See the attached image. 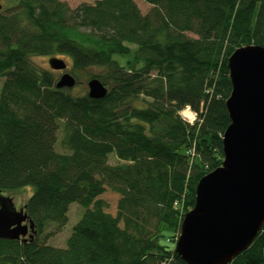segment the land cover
<instances>
[{
    "label": "trees",
    "instance_id": "obj_1",
    "mask_svg": "<svg viewBox=\"0 0 264 264\" xmlns=\"http://www.w3.org/2000/svg\"><path fill=\"white\" fill-rule=\"evenodd\" d=\"M4 1L0 190L33 187L24 207L36 233L0 239V264H187L176 237L199 180L222 164L228 60L264 46V0H144L146 14L136 0ZM48 55L68 56L73 73L97 68L107 95L57 88L32 59ZM108 188L116 214L101 198ZM72 202L84 214L53 246ZM229 264H264V225Z\"/></svg>",
    "mask_w": 264,
    "mask_h": 264
},
{
    "label": "water",
    "instance_id": "obj_2",
    "mask_svg": "<svg viewBox=\"0 0 264 264\" xmlns=\"http://www.w3.org/2000/svg\"><path fill=\"white\" fill-rule=\"evenodd\" d=\"M1 9V5H0ZM62 71L57 88H73L67 62L49 58ZM232 90L226 100L230 124L222 137L223 161L196 187L192 209L181 223L176 253L187 264H229L254 241L264 225V46L237 48L228 60ZM88 95L103 98L108 89L88 80ZM34 222L23 206L0 190V239L33 237Z\"/></svg>",
    "mask_w": 264,
    "mask_h": 264
},
{
    "label": "rangeland",
    "instance_id": "obj_3",
    "mask_svg": "<svg viewBox=\"0 0 264 264\" xmlns=\"http://www.w3.org/2000/svg\"><path fill=\"white\" fill-rule=\"evenodd\" d=\"M62 1L67 2L69 4V6L72 8H75L82 3L93 4L95 2V0H62ZM136 3L139 6V8L143 14L148 13L152 8V5L145 2L144 0H136ZM6 4H7L6 1L0 0L1 9H4L6 7ZM52 56H56L58 58L64 59L67 62V66H68L67 71L71 72V74L80 81V83H78V85H75V87L72 88L73 92L76 94L88 93V91H89L88 80H90L91 78H95V77H92V75L97 73L98 69L97 68H91L89 70L73 73L71 71V60L68 56H65V55L35 56L32 59L38 66H40L42 68H46V69L48 68V69L54 71L56 78H59L60 75L62 74V71L53 70L49 65V58H51ZM117 58L122 63L125 62V58H119V57H117ZM2 82H3V78H0V88H1ZM184 116H186L187 119H193L195 114H193L189 110H186L184 113ZM61 138H62V130H60V132H59V139H58V143H57V150L62 152L64 149L60 146ZM109 162L111 164H116L120 161H118L116 154L112 153L109 155ZM3 194L8 196V197H11L16 208L20 209L24 206V204L27 202V200L33 194V187L28 186V187H24V188L17 189V190H7V191H4ZM101 198H103L107 202V204H108L107 210L112 214H116L117 202L119 199V195L114 193L113 191H111L108 188L106 190V192L101 196ZM84 211H85L84 207H82L77 202H72L70 204L69 211H68V222H67V224L64 227H62L59 232L52 235L48 239V243L53 245V246H57V247H65L66 246V240H67L68 236L71 234L73 227L82 218ZM54 229H55V225L51 224L48 227L47 231H53ZM178 236H179V233L177 234L176 241L178 239Z\"/></svg>",
    "mask_w": 264,
    "mask_h": 264
},
{
    "label": "built area",
    "instance_id": "obj_4",
    "mask_svg": "<svg viewBox=\"0 0 264 264\" xmlns=\"http://www.w3.org/2000/svg\"><path fill=\"white\" fill-rule=\"evenodd\" d=\"M186 110H189L190 112H192L191 109H190V107L187 106V107H185V108L181 111V115L183 116V118H184L185 120H187V121L190 122V123H193L194 120L196 119V113L192 112L193 114H195V116H194L193 119H187L186 116H184V113H185Z\"/></svg>",
    "mask_w": 264,
    "mask_h": 264
},
{
    "label": "bare ground",
    "instance_id": "obj_5",
    "mask_svg": "<svg viewBox=\"0 0 264 264\" xmlns=\"http://www.w3.org/2000/svg\"><path fill=\"white\" fill-rule=\"evenodd\" d=\"M191 109V108H190ZM192 112H194L192 109H191Z\"/></svg>",
    "mask_w": 264,
    "mask_h": 264
}]
</instances>
